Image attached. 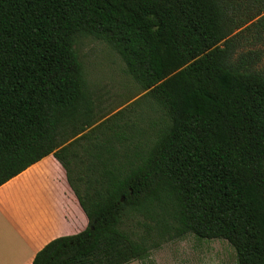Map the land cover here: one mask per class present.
Here are the masks:
<instances>
[{"label":"trees","instance_id":"trees-1","mask_svg":"<svg viewBox=\"0 0 264 264\" xmlns=\"http://www.w3.org/2000/svg\"><path fill=\"white\" fill-rule=\"evenodd\" d=\"M226 9L0 0V186L52 155L87 220L31 264L144 262L189 234L264 264V74L231 61ZM77 35L107 44L145 92L96 126Z\"/></svg>","mask_w":264,"mask_h":264},{"label":"rangeland","instance_id":"rangeland-1","mask_svg":"<svg viewBox=\"0 0 264 264\" xmlns=\"http://www.w3.org/2000/svg\"><path fill=\"white\" fill-rule=\"evenodd\" d=\"M227 17L234 19L235 29L230 39L231 61L239 58L250 63L249 67L264 74V34L254 26L264 0H225ZM253 19V20H250ZM75 51L82 65L83 77L98 125L121 109L128 108L145 92L126 73L120 57L103 41L91 36L77 35ZM128 112V110H127ZM142 223V222H141ZM139 233L143 228L135 221L130 226ZM237 264L234 249L221 239H198L186 235L162 244L152 250L144 262L132 264ZM131 264V263H130Z\"/></svg>","mask_w":264,"mask_h":264},{"label":"crops","instance_id":"crops-1","mask_svg":"<svg viewBox=\"0 0 264 264\" xmlns=\"http://www.w3.org/2000/svg\"><path fill=\"white\" fill-rule=\"evenodd\" d=\"M86 226L65 171L52 155L0 186V264H31L47 243Z\"/></svg>","mask_w":264,"mask_h":264}]
</instances>
